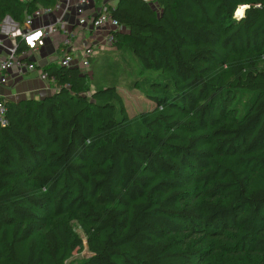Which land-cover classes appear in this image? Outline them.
Segmentation results:
<instances>
[{
	"label": "trees",
	"instance_id": "1",
	"mask_svg": "<svg viewBox=\"0 0 264 264\" xmlns=\"http://www.w3.org/2000/svg\"><path fill=\"white\" fill-rule=\"evenodd\" d=\"M53 5L0 0V21ZM108 9L126 30L110 53L50 64L51 95L4 102L0 264H264V0ZM122 91L150 108L129 115Z\"/></svg>",
	"mask_w": 264,
	"mask_h": 264
},
{
	"label": "built area",
	"instance_id": "2",
	"mask_svg": "<svg viewBox=\"0 0 264 264\" xmlns=\"http://www.w3.org/2000/svg\"><path fill=\"white\" fill-rule=\"evenodd\" d=\"M29 1V0H23ZM147 4H152L153 0H140ZM91 9V10H90ZM57 12L58 16L53 24L43 26L40 28H33L35 19L40 18L43 14H50ZM75 18V25L82 30H90L91 32H106L105 44L108 48L113 47L115 43V34L123 32L124 27L117 19L112 17L108 6H102L100 9H92L91 0H54L53 8L38 9L33 13L27 15L22 24V28L17 30L18 38H14L11 47L7 49L6 54L0 53V85L7 84L8 74L14 69L19 72H34L36 65L30 61L29 51L37 50L42 44L43 40L51 37L54 34H64L62 42V55L57 61V65L61 67L77 66L81 70H87L89 67V60L93 59L98 50L95 44L83 41L81 55L74 58L70 53V46L75 36L74 31H70L68 26L69 18ZM17 39L24 43L25 49L18 50ZM2 42L0 41V48ZM39 78L54 85L55 79L49 77L45 71H40ZM4 100L0 99V125L4 126L7 123L6 109Z\"/></svg>",
	"mask_w": 264,
	"mask_h": 264
},
{
	"label": "crops",
	"instance_id": "3",
	"mask_svg": "<svg viewBox=\"0 0 264 264\" xmlns=\"http://www.w3.org/2000/svg\"><path fill=\"white\" fill-rule=\"evenodd\" d=\"M118 0H91L92 9H100L102 6H116ZM91 10V9H90ZM57 12L50 14H43L40 18L35 19L33 28H40L53 24ZM9 18V17H8ZM11 20V19H10ZM8 20L7 17L0 21V41L2 47L0 53L6 54L7 49L11 47L12 40L18 38L17 30L22 28V25L15 23L13 20ZM76 21L74 16L69 18V30L75 32V36L70 46V53L76 58L81 55L83 41L95 44L98 50L97 55L100 57L102 54H108V46L105 44L106 32H91L90 30H82L75 25ZM123 32H126L123 29ZM64 34H54L51 37L43 40L42 44L37 50L29 51L30 61L36 65L34 72H19L14 69L8 74V81L5 85H0V99L4 101L20 102L25 100H41L54 92V86L48 85L45 81L39 78L40 71L44 70L50 64H57L58 59L62 55V42ZM96 55V56H97ZM95 56V57H96Z\"/></svg>",
	"mask_w": 264,
	"mask_h": 264
},
{
	"label": "rangeland",
	"instance_id": "4",
	"mask_svg": "<svg viewBox=\"0 0 264 264\" xmlns=\"http://www.w3.org/2000/svg\"><path fill=\"white\" fill-rule=\"evenodd\" d=\"M98 3V0H95V3ZM111 7V6H110ZM114 7V6H112ZM113 47L109 48V50H112ZM122 95L124 96V100H125V104L128 107V113L129 115H134L139 113L142 109L143 110H147L148 108H150V104L145 101L143 98L140 97V94L136 91H132V92H125L122 91L121 92ZM142 110V111H143ZM71 226L73 227V231L75 233V235L80 238L83 241L84 244V249L77 253L74 257V259H82V258H86L89 256V252L87 250V246H86V235L85 233L79 228V226H77V224L75 223V221L72 218H69ZM176 239L179 241V243L183 242V240L180 237H176ZM212 241L211 240H205L203 238L200 237H196L191 239L188 242V245H194V246H211ZM216 254V253H214ZM220 256L222 258H249L251 259L255 264H262V257L256 254H231L230 251H225L223 253L220 254Z\"/></svg>",
	"mask_w": 264,
	"mask_h": 264
},
{
	"label": "clouds",
	"instance_id": "5",
	"mask_svg": "<svg viewBox=\"0 0 264 264\" xmlns=\"http://www.w3.org/2000/svg\"><path fill=\"white\" fill-rule=\"evenodd\" d=\"M249 6L248 5H240L237 7L235 13H234V16L233 18L235 20H237V22L240 20V19H243L244 18V15H245V10L248 8Z\"/></svg>",
	"mask_w": 264,
	"mask_h": 264
},
{
	"label": "water",
	"instance_id": "6",
	"mask_svg": "<svg viewBox=\"0 0 264 264\" xmlns=\"http://www.w3.org/2000/svg\"><path fill=\"white\" fill-rule=\"evenodd\" d=\"M8 20H10V18L7 17ZM11 21V20H10Z\"/></svg>",
	"mask_w": 264,
	"mask_h": 264
}]
</instances>
